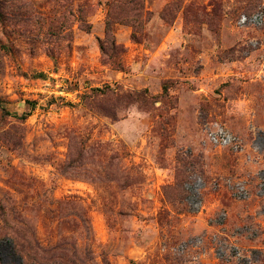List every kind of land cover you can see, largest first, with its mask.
Here are the masks:
<instances>
[{"label":"rangeland","instance_id":"obj_1","mask_svg":"<svg viewBox=\"0 0 264 264\" xmlns=\"http://www.w3.org/2000/svg\"><path fill=\"white\" fill-rule=\"evenodd\" d=\"M119 1L0 0V237L28 264H264V21L238 24L264 0Z\"/></svg>","mask_w":264,"mask_h":264},{"label":"trees","instance_id":"obj_2","mask_svg":"<svg viewBox=\"0 0 264 264\" xmlns=\"http://www.w3.org/2000/svg\"><path fill=\"white\" fill-rule=\"evenodd\" d=\"M120 1L116 3L119 6L133 5L136 7H140V6L142 7L144 3V0H124V1L120 0ZM106 29L108 33L111 31V20H108L106 22ZM109 41H110V47L115 48L114 42H112V38L110 36H108V38L106 39V42H109ZM100 49L102 53H105V47L103 44L100 45ZM110 62H112V64H114L115 66H119V62L117 61L111 60ZM163 90L164 92L167 90L166 84H164ZM114 91H115V88L110 85H104L103 87H97L92 90V92L97 95H105L109 92H114ZM6 114H9V113H6ZM27 115H29V113H24L21 116L16 115L15 117L18 120H24L27 118ZM80 156H81V152L79 151L75 157L70 158L68 163H66L65 165H62L61 167L62 172H69L70 170H74L75 168L79 167L80 165H78V162L80 161ZM3 245L9 248L10 253L13 255V257L17 259L18 261L17 264H28L29 263V257L31 254L29 250L33 248L32 240H28L25 237V238H22L21 241H17L13 238L12 235H5V236L0 237V247ZM30 260H34V258L32 257ZM0 264H4V263H0ZM51 264H61V263H51Z\"/></svg>","mask_w":264,"mask_h":264},{"label":"built area","instance_id":"obj_3","mask_svg":"<svg viewBox=\"0 0 264 264\" xmlns=\"http://www.w3.org/2000/svg\"><path fill=\"white\" fill-rule=\"evenodd\" d=\"M264 21V12L259 10L251 14H241L238 18V24L241 26H257L261 25ZM207 140L214 146L221 148H233L237 150L240 146L238 137L227 129L225 126L214 123L206 130ZM202 184L200 177H195L194 180L189 184V187L193 192L198 191L199 185ZM264 190V177L261 179L260 189ZM238 193L241 196H246V191L243 186L238 187Z\"/></svg>","mask_w":264,"mask_h":264}]
</instances>
